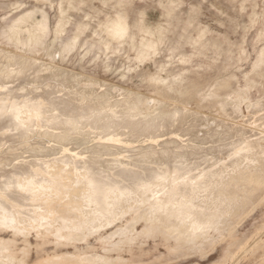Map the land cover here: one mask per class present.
Segmentation results:
<instances>
[{
    "label": "rangeland",
    "instance_id": "obj_1",
    "mask_svg": "<svg viewBox=\"0 0 264 264\" xmlns=\"http://www.w3.org/2000/svg\"><path fill=\"white\" fill-rule=\"evenodd\" d=\"M124 12L128 15L130 37L114 39L107 31ZM22 22L43 30L37 42L29 40V24L18 28L19 39L12 36L14 27ZM146 38L153 44L143 52L144 44L148 45ZM259 59L264 60V0H0V106L53 96L79 109L100 100L101 105L111 103L114 109L121 103L117 109L133 107L154 112L158 107L156 99L167 95L187 102L189 107L176 117V125L182 129L165 127L156 138H137L127 128L113 132L109 139L96 136L89 128L86 136L75 133L59 141L41 133L23 140L45 152L27 150L23 141H16L12 144L20 149L6 155L8 147L3 144L2 155L9 157L8 167L46 154L57 158L67 154L72 162L114 160L113 167L116 160H122V164L129 160L130 146L178 149L194 144L198 151H204L223 141V130H219L220 134L216 131L222 125L224 130L226 125H244L255 135L248 140L257 138L264 134V121L260 119L264 107L255 110L254 106L255 100L264 103V63L257 71H263V75L258 73L249 80L253 87L248 91L250 101L242 103L241 111H234L233 96L227 99L232 104L226 108L213 105L208 98L221 80L232 78L231 88L223 89V94L238 87L245 89V75ZM180 87L196 92L183 97L171 90ZM194 110H199L201 116H196ZM2 126L5 123H0ZM190 126L201 133L196 139L183 130ZM213 140L218 141L208 142ZM49 146L55 148L51 150ZM241 150L242 146L232 154ZM35 154L38 156L33 157ZM233 155L223 154L216 164L205 162L196 171L210 172ZM39 168V164L35 165L27 172L28 177L42 175ZM225 170L219 178L230 176L231 169ZM6 174L0 172V176ZM201 179L196 177L190 184L195 186ZM4 180L0 177V183ZM253 180L255 188V177ZM214 182L216 178L211 177L208 183ZM256 193L248 191L259 205L250 206L236 223V238L246 248L236 249L232 259L224 257L229 236L214 246L207 244L203 249L178 253L169 252L159 238L157 249V243L149 238L144 248L151 252L144 255L143 264H264V193ZM214 195L212 189L197 190V208L217 213L220 208L214 207ZM0 196H4L1 185ZM178 196L185 199L187 193ZM227 214L223 210L222 215ZM52 247L45 246L50 252ZM36 257L33 250L29 263H34Z\"/></svg>",
    "mask_w": 264,
    "mask_h": 264
},
{
    "label": "bare ground",
    "instance_id": "obj_2",
    "mask_svg": "<svg viewBox=\"0 0 264 264\" xmlns=\"http://www.w3.org/2000/svg\"><path fill=\"white\" fill-rule=\"evenodd\" d=\"M127 17L124 12L113 20L107 34L114 39L130 37ZM28 24L16 25L12 36L19 39L18 28ZM28 31L32 44L43 33L34 25ZM145 40L148 45L144 44L142 51L148 52L153 41ZM263 63L259 59L251 72L246 73L245 89L238 87L223 94V89L231 88L232 78L218 81L208 102L226 108L232 104L227 99L233 96L234 111H241L242 103L247 105L250 101L248 91L253 87L249 86V80L258 73L263 75V71L257 72ZM171 90L183 97L194 96L196 92L181 87ZM156 100L158 107L154 112L133 107L117 109L121 103L114 109L113 104L101 105L100 100L79 109L71 107L72 102L53 96L0 106V123L6 125L0 127V172L7 173L0 176L5 178L0 183L4 189V196H0V221L4 222L0 224V264H30L33 250L37 257L32 264H143L144 255L151 252L144 248L149 238L157 243L156 247L159 238L169 252L178 253L203 249L207 244L214 246L229 236L225 259H232L236 249L246 248L236 238V223L250 206L259 205L254 194L248 191L261 194L263 190L264 193V134L248 140L255 135L244 125H226L224 130L221 124L216 131L223 130V141L204 151H198L194 144H184L178 149L130 146L129 160L124 164L116 160L113 167L114 160L72 162L67 154L59 158L46 154L8 167L9 157L2 155L3 144L8 147L6 155L19 150L21 146L12 144L16 141H23L22 146L27 150L45 152L29 141L24 143L41 133L59 141L75 133L86 136L88 128L104 139L124 128L137 138H156L165 127L182 129L176 125V117L189 110L187 102L167 95ZM254 106L255 110L260 109L264 103L255 100ZM195 115L201 116V112L196 110ZM260 119L264 121V114ZM184 128L195 139L201 135L194 127ZM5 129L10 131L4 132ZM208 142L216 143L215 140ZM240 146L243 150L233 155ZM48 148L53 150L55 146ZM223 154L233 157L210 172L196 171L205 162L216 164ZM38 164L42 175L28 177L27 172ZM227 168L231 169L230 176L219 178ZM199 176L203 179L197 185L190 184ZM211 177L216 178L215 184L208 183ZM205 188L215 193L211 199L214 207L220 208L217 213L197 208L195 194ZM179 193H187V198L178 196ZM223 210L228 214L222 215ZM47 244L53 245L51 252L46 250Z\"/></svg>",
    "mask_w": 264,
    "mask_h": 264
},
{
    "label": "snow or ice",
    "instance_id": "obj_3",
    "mask_svg": "<svg viewBox=\"0 0 264 264\" xmlns=\"http://www.w3.org/2000/svg\"><path fill=\"white\" fill-rule=\"evenodd\" d=\"M4 223L3 221H0V224Z\"/></svg>",
    "mask_w": 264,
    "mask_h": 264
}]
</instances>
